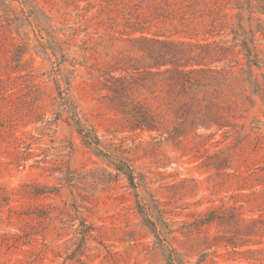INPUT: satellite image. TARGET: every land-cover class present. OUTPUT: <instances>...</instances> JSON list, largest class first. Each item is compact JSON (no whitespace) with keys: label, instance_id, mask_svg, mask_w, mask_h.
Instances as JSON below:
<instances>
[{"label":"rangeland","instance_id":"374dc122","mask_svg":"<svg viewBox=\"0 0 264 264\" xmlns=\"http://www.w3.org/2000/svg\"><path fill=\"white\" fill-rule=\"evenodd\" d=\"M170 256L264 264V0H0V264Z\"/></svg>","mask_w":264,"mask_h":264},{"label":"trees","instance_id":"16d2710c","mask_svg":"<svg viewBox=\"0 0 264 264\" xmlns=\"http://www.w3.org/2000/svg\"><path fill=\"white\" fill-rule=\"evenodd\" d=\"M85 135H87L86 137L89 139L88 140L89 143H92L94 141L93 138L89 136V134H85ZM117 167L118 169L123 171L128 176L130 182L132 183L134 187L138 186L137 182L135 181L136 176L134 174V169L131 167V165L127 161H121L117 165ZM168 264H176V258H174L173 256H170V262Z\"/></svg>","mask_w":264,"mask_h":264}]
</instances>
